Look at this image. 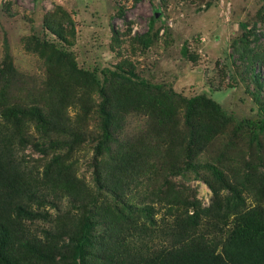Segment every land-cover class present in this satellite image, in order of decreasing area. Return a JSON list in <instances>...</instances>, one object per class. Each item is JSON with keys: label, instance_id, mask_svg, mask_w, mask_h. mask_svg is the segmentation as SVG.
<instances>
[{"label": "rangeland", "instance_id": "374dc122", "mask_svg": "<svg viewBox=\"0 0 264 264\" xmlns=\"http://www.w3.org/2000/svg\"><path fill=\"white\" fill-rule=\"evenodd\" d=\"M255 53L264 54V0H0V107L59 109L80 130L77 138L54 133L43 152L32 144L42 141L35 121L22 120L30 142L20 156L39 172L58 155L94 188L104 103L114 114L113 134L97 154V171L108 177L111 165L104 171L103 164L124 150L152 162L142 168L148 184L138 185L136 201L160 185L208 206L214 193L206 180L221 199L228 194L215 165L239 187L243 207H264V67L254 61L263 75L256 81L247 63ZM129 70L133 81L116 74ZM196 95L216 101L224 117L200 103L188 122L186 102ZM159 107L169 112L161 145ZM174 122L184 133L172 132ZM159 156L177 166L191 160L194 168L174 173L168 166L159 177ZM56 201L59 208L43 207L51 220L31 226L37 234L54 220L76 218L66 197Z\"/></svg>", "mask_w": 264, "mask_h": 264}, {"label": "trees", "instance_id": "16d2710c", "mask_svg": "<svg viewBox=\"0 0 264 264\" xmlns=\"http://www.w3.org/2000/svg\"><path fill=\"white\" fill-rule=\"evenodd\" d=\"M250 58L253 62L250 59L247 63L257 81L263 75L254 72V61L264 67V54L255 53ZM116 74L128 81L136 76L132 70ZM139 83L147 84L143 79ZM200 103L210 105L220 119L224 117L216 101L196 95L186 102L188 122ZM99 107L102 129L99 145L94 148V188L77 177L70 164L61 162V156H53L42 172L20 156L30 142L24 134L23 119L35 121L42 141L32 144L43 152L45 143L53 142L54 133L79 136L80 130L68 126L59 109L21 104L0 107V264H264V207H243L239 187L225 181L215 165L210 168L228 188V194L221 199L206 180L214 193L208 206L194 197L179 198L174 190L160 185L136 201L138 185L148 184V178L143 183L139 177L142 168L152 162L128 150L120 151L112 164H103L104 171L110 165L112 171L108 177H101L97 154L112 138L114 114L104 103ZM168 119V110L159 107V145L168 143L164 136L169 133ZM259 128L264 129V120ZM172 132L181 135L184 130L174 122ZM170 160L159 156V177L163 175L161 169L168 166L171 171L175 167L174 173L185 166L194 168L191 160L178 166ZM103 194L105 200L99 201ZM62 197L79 211L76 218L68 215L62 222L54 220L50 229L37 234L31 227L35 221L51 220L44 205L59 208L56 199Z\"/></svg>", "mask_w": 264, "mask_h": 264}]
</instances>
